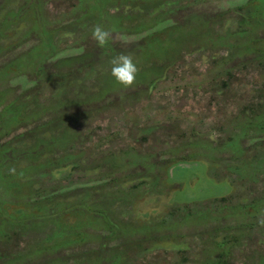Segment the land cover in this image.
I'll use <instances>...</instances> for the list:
<instances>
[{"label":"rangeland","instance_id":"374dc122","mask_svg":"<svg viewBox=\"0 0 264 264\" xmlns=\"http://www.w3.org/2000/svg\"><path fill=\"white\" fill-rule=\"evenodd\" d=\"M44 1L42 10L31 9L26 16L16 15L22 0H0V93L9 89L0 106L2 120L7 119L0 151L7 152L14 168L25 163L21 152L39 139L41 122L83 121L66 143L50 144L64 148L68 157L59 152L40 162L30 153L27 184L34 174L45 173L38 179L47 191L65 185L72 174L68 162L76 161L82 168L98 167L85 173L87 178L110 173L119 181H134L115 188L119 201L111 210L120 234L107 243V251L100 246L95 219L80 212L75 215L80 221L68 225L71 215L53 219L48 213L43 226L33 229L0 219V264H264V171L249 182L242 177L221 181L230 170L226 164L235 160L224 148L210 150L228 142L227 136L250 132L242 110L264 91V64L243 47L253 34L264 39V29L257 25L241 34L250 29L249 11L264 20V0ZM206 17H211L208 26ZM97 24L112 32L104 47L91 35ZM46 48L47 55L62 52L45 62L43 72ZM119 53H131L139 68L131 88L111 85L115 78L108 61ZM104 85V92L98 91ZM27 90L32 96L20 100L18 93ZM84 135L92 139L80 141ZM253 149L257 152L248 150L235 163L263 161L264 145ZM211 159L220 168H211ZM140 166L148 173L140 187L132 188ZM209 181L228 185L216 190ZM245 185L247 200L260 208L257 228L231 230L226 226L234 219L228 216ZM4 204L0 217L23 215L21 207ZM222 235L228 237L223 242L227 259L217 256Z\"/></svg>","mask_w":264,"mask_h":264},{"label":"trees","instance_id":"16d2710c","mask_svg":"<svg viewBox=\"0 0 264 264\" xmlns=\"http://www.w3.org/2000/svg\"><path fill=\"white\" fill-rule=\"evenodd\" d=\"M47 1L42 2V0H22V6L19 7V11L16 12V15L19 13L21 14H26L29 12L31 9L34 12L35 10H42L44 5L46 4ZM251 2H256V0H252ZM259 2V1H258ZM170 12V11H166ZM1 14V13H0ZM10 15L11 12H8ZM248 15L250 16V20L247 21L249 23L248 27L250 29H243L242 34L244 35L245 33L249 34L252 32L257 25L262 26L264 29V20H260V18L255 15L252 16L251 11L248 12ZM261 17V16H260ZM203 18V17H202ZM210 20L211 17H206L204 18L205 23H207V26L210 25ZM157 25V24H156ZM212 25V24H211ZM155 26V25H154ZM207 29V28H206ZM30 32L32 33L33 31L30 28ZM123 32V31H120ZM126 33V32H125ZM137 33V32H136ZM124 34V33H122ZM128 34V33H127ZM130 35H133V33H129ZM204 35V34H202ZM245 36V35H244ZM243 36V37H244ZM24 37L26 38L27 36L24 34ZM23 37H21L22 39ZM242 45V42L240 43ZM245 44L246 46L243 47L244 53L248 55H257L255 56L256 58L261 59L259 61L260 65L264 64V39L257 38L254 34L246 37L245 38ZM41 46H43L41 44ZM45 46V45H44ZM44 46L41 49H44ZM40 49V50H41ZM46 52L44 53L43 60H42V66L39 69H42L43 72H45V62L49 60H53L57 58V56L62 52L61 50L58 51H53L51 54L47 55V52L50 50L46 48ZM64 49H67L66 47ZM63 50V49H62ZM64 51V50H63ZM46 59V60H45ZM264 67V66H263ZM15 77V76H13ZM39 73L36 75L34 78L36 81H39ZM38 82H35V87ZM224 84V83H223ZM112 87L118 86L119 84L116 81L111 82ZM107 88V85H104L103 88H101L100 92H104V89ZM8 88L4 90V93H0V106L2 104V99L6 96V93H8ZM258 96L256 98L252 99V101H249L247 104L244 105V108L242 110V115H245L248 117V130L246 132H243L241 130V134L235 138H232L230 136H227V141H223V143L217 144V146L214 144V148H210L211 151H215L214 149L218 150V148H224L227 150V152H230V155L232 156L231 159L237 161V157L241 155H245L248 153V150H254L253 148H256L257 146L264 145V91L259 90ZM19 95H22L20 100L25 101L28 96H32V91H22L18 93ZM18 95V96H19ZM16 98V97H15ZM23 107L24 104L22 103ZM8 110L7 107H3ZM12 112H18V110L15 108L12 110ZM1 115V114H0ZM73 119V118H72ZM7 119H3L0 116V131L2 133H5V126L4 122H6ZM16 121H18L16 119ZM24 121V118L22 122ZM83 123V121H77V120H71L65 121L61 118H54L51 120L43 121L41 122L37 128L42 129V132L39 134L40 137L39 139H34V145L33 148H28L24 149L21 152L20 157L25 158V161L19 163L16 165L15 168V173H12L9 171V169H12L13 163L11 161H8L7 158V152L0 151V188H5L8 189L6 193H3L0 191V209H4L6 204L4 202L9 201L12 206H18L21 207L23 210V215H14V214H6V213H1L2 216L0 219H4V222H10L16 224L19 228H22L24 226H30L32 229L34 227H42L43 224L46 222V220L50 217H48V213L50 215L52 214L53 219H58L61 214L65 215H71V222L67 221L68 225L75 223L76 221L79 222L80 216L75 215L77 213L82 212L83 214L95 219L98 222V231L100 234V240L102 245L101 248L103 251H107V243L113 239H116L119 237V232L120 229L118 227V223L116 218L113 215V211L111 210V207L119 201V198L115 196V192L117 186H124L125 184H128L130 181L129 178H124V180H117L114 177V174H110L107 176L106 173L102 174H94L90 178H87L85 176V173L87 172H93L95 170H98V167H86V165L82 168L81 162L76 161L75 162H68L69 165H71L70 170L72 171V174L69 177H67V184L58 186L56 188H52V190L47 191V189H44V185H39L41 184L40 180L38 179L39 177L42 178L40 175H44L45 173H39V174H34L29 181H31L30 185L27 184L28 180H24V176L26 173L25 170L27 171L28 167L26 166V160L30 159L29 155L32 153L33 156L36 157V161H46L49 159H42L45 157H49L50 159H54L55 155L57 153H62L66 157H68L70 154L67 153L64 148H53L54 146L50 145L51 143H66L70 136V133L73 128L76 127V125ZM39 129V130H40ZM74 132V129L73 131ZM78 134V132H77ZM5 135V134H4ZM8 135V134H6ZM45 136V138L43 137ZM80 138V141H90L92 139V135H84V136H78ZM245 143V146H240V144ZM73 142L71 143V147H74L78 143ZM229 146V147H228ZM217 147V148H216ZM219 148V149H220ZM56 153V154H55ZM11 158V157H10ZM29 161V160H28ZM233 162L232 165L226 164L225 169H230L228 174L224 176V180L221 181H226V180H231L232 177H242L246 182H249V180H253L256 178L260 172L264 171V160L260 161L259 164H254V162H249L246 164L241 163L240 161L235 163ZM23 163V164H22ZM46 163V162H45ZM211 164V168L216 169L220 168V163L218 161H212L209 162ZM142 169V174L137 175V186L132 185V188H137L144 183V179L146 178V175L148 173V167L140 166ZM252 173V175L249 177L247 174ZM247 176L248 178H245ZM87 179L85 181L84 179ZM84 181V182H81ZM261 183H263L264 178L260 180ZM91 183V185H89ZM114 183H117L114 185ZM225 183V182H224ZM210 186H212L216 190H220L223 187L225 188L227 183L223 184L221 182L220 185H217L215 183H211L209 181ZM25 187L24 191H19L17 189V186L19 187ZM28 185V186H26ZM36 185H38V188H36ZM228 185V184H227ZM262 185V184H261ZM116 186V187H115ZM135 186V187H134ZM263 186V185H262ZM34 187V188H31ZM228 187V186H227ZM240 191L242 192L241 196L238 197L235 202V209L234 212H231L230 215L228 216L229 218L234 219L233 223L231 225L226 226L227 228H232L231 230L239 231V230H253L254 228H257L255 226L257 218H258V213L260 208H257L254 204L256 202H249L247 200V195L246 192H250L249 187L241 186ZM44 189V190H43ZM228 189H231L230 185ZM247 190V191H246ZM230 192V190H229ZM228 192V193H229ZM244 192V193H243ZM71 193V194H70ZM220 199L222 201L225 200V197H222L221 194ZM212 196L213 199H216L217 196ZM69 196V198H68ZM244 196L246 199H244ZM7 197V198H5ZM5 198V199H2ZM114 198V200H113ZM118 200V201H117ZM259 200V199H258ZM257 200V201H258ZM260 201H264V199H260ZM60 202V203H59ZM63 209H60L62 208ZM9 208V207H7ZM6 208V209H7ZM73 218V221H72ZM224 219V218H221ZM254 220V221H253ZM239 221V222H238ZM245 222V223H243ZM249 222V223H247ZM247 223V224H246ZM87 224V223H86ZM264 227V226H263ZM260 230L262 233L264 232V228ZM1 228V224H0ZM23 228V229H24ZM97 231V230H95ZM97 231V232H98ZM90 236H92L90 234ZM222 244H218V248L221 250L217 256H223L226 258V255L223 253V247L227 245L226 242L227 238L225 235H222ZM113 238V239H112ZM232 240L237 239V235H234L231 237ZM213 240V239H212ZM260 239H256V241H259ZM105 247V248H103ZM227 259V258H226ZM202 264H212L215 263L213 260L211 261H205L201 262ZM227 264V261L224 260H219L215 264Z\"/></svg>","mask_w":264,"mask_h":264},{"label":"clouds","instance_id":"9594fccd","mask_svg":"<svg viewBox=\"0 0 264 264\" xmlns=\"http://www.w3.org/2000/svg\"><path fill=\"white\" fill-rule=\"evenodd\" d=\"M91 35L100 47L108 45L112 40V32L99 24L93 26ZM108 64L110 73L118 84L124 88H131L136 83L139 68L131 53H119L113 56ZM9 171L15 173V168Z\"/></svg>","mask_w":264,"mask_h":264}]
</instances>
